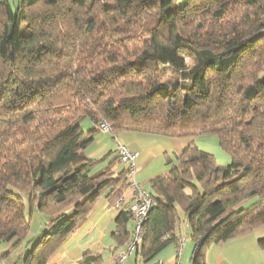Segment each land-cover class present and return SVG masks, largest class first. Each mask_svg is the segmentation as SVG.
Listing matches in <instances>:
<instances>
[{
  "label": "trees",
  "instance_id": "obj_1",
  "mask_svg": "<svg viewBox=\"0 0 264 264\" xmlns=\"http://www.w3.org/2000/svg\"><path fill=\"white\" fill-rule=\"evenodd\" d=\"M171 2H0V242L19 245L33 212L50 220L25 244L23 264H48L98 197L122 199L127 166L114 169L113 157L100 167L106 157L84 152L101 120L113 135L216 137L229 156L218 164L191 143L150 180L139 246L146 262L180 243L181 212L196 245L191 264L264 225V0ZM164 70L181 80L162 81ZM86 119L96 129L84 132ZM131 220L124 206L118 246L130 240ZM258 244L264 249V237ZM98 258L85 253L83 263Z\"/></svg>",
  "mask_w": 264,
  "mask_h": 264
},
{
  "label": "crops",
  "instance_id": "obj_2",
  "mask_svg": "<svg viewBox=\"0 0 264 264\" xmlns=\"http://www.w3.org/2000/svg\"><path fill=\"white\" fill-rule=\"evenodd\" d=\"M82 129L84 132H88L90 129H96V125L86 119L82 122ZM115 140L126 145L131 151L137 152L135 171L131 177L134 182L146 188H149L152 178L168 173L175 163V158L180 157L191 143L201 149L211 151L215 159L217 158L222 163L225 159V154L216 137H169L130 130L119 131L113 135L96 129L84 152L88 157L94 159L106 157L105 162L101 165L104 166L106 163H110L115 155ZM125 166L124 163L123 165L120 163L113 168L119 169ZM133 193L134 188L130 182V186L125 188L122 195V207L111 205L109 197L105 195L98 197L86 219L75 231L67 235L55 252L49 256L48 264H84L85 253L99 255L97 260H93V264H113L119 252L126 245L125 242L118 246L117 239L113 234L116 227L115 217L119 210L129 205ZM32 216L30 223H32ZM33 219H35V226L32 236H36L39 229L41 231L44 227L46 228L50 220L47 216H44L45 221L37 217H33ZM261 226L245 235L211 245L206 252V263L264 264V249L260 248L258 244V239L264 237V229H261ZM131 228L133 225L129 227L130 232ZM181 240L180 254L177 252V246L170 244L153 259L146 262L139 253V247H136L125 264H156L158 260H162L164 264H190L194 241L189 234L186 238L181 235ZM13 248L8 243L0 242V264H23L24 250L13 253Z\"/></svg>",
  "mask_w": 264,
  "mask_h": 264
},
{
  "label": "built area",
  "instance_id": "obj_3",
  "mask_svg": "<svg viewBox=\"0 0 264 264\" xmlns=\"http://www.w3.org/2000/svg\"><path fill=\"white\" fill-rule=\"evenodd\" d=\"M98 129L102 132L109 133V124L105 120H101L97 125ZM115 151L119 155V159L124 163L129 169V180L134 188L133 197L128 205V208L133 214V230L132 235L128 243H126L124 249L119 252L113 264H125L126 260L132 253V251L140 246L141 243V225L146 219L150 209L153 206V199L150 194L149 188L143 187L140 184L132 180L131 175L135 171V159L137 157V152L131 151L126 145L122 144L120 141L115 140ZM122 199L116 202L115 206H119ZM177 246V252L180 254L182 249V240ZM196 245H194V249ZM193 249V252H194ZM192 252V256H193ZM192 258V257H191ZM179 263V262H178ZM156 264H164L162 260L156 261ZM191 264V262H190Z\"/></svg>",
  "mask_w": 264,
  "mask_h": 264
},
{
  "label": "rangeland",
  "instance_id": "obj_4",
  "mask_svg": "<svg viewBox=\"0 0 264 264\" xmlns=\"http://www.w3.org/2000/svg\"><path fill=\"white\" fill-rule=\"evenodd\" d=\"M2 1H7V2H9L10 4H11V6H15L16 4H17V2H18V0H0V2H2ZM185 0H172V2H171V6L172 7H175V6H180L183 2H184ZM136 11H138V10H136ZM136 11H133V12H136ZM144 17H146L147 18V20H146V24L148 25V26H151L152 24H153V19L152 18H150V17H147V16H144ZM24 26V25H23ZM24 31H26V30H24ZM185 62L186 63H190L189 62V60L186 58L185 59ZM160 69V68H159ZM159 69L158 68H155L154 69V73H155V75H159L160 76V71H159ZM158 76V77H159ZM162 81H164V82H169V83H171L172 81H175L176 79H179V80H181V78H180V76L177 74V73H175V72H173V71H171V70H164L163 71V76H162ZM204 150V149H203ZM207 151V150H206ZM208 152H210L211 153V151H208ZM224 154H225V159H224V162L222 163L221 161H219V160H217V158H216V162L218 163V164H225V163H227L228 161H230L229 160V156L225 153V152H223ZM212 154V153H211ZM117 153L115 152V155H114V157H116V158H118L119 156L117 155ZM188 156V153L186 154V155H183V158L184 157H187ZM114 160H115V158H114ZM178 160V157H177V159L175 158V160H174V162H176ZM118 162L119 163H121L120 162V159L118 160ZM122 164V163H121ZM123 165V164H122ZM100 167H102V166H100ZM99 166L97 167V168H100ZM112 168L113 169V167H114V164H112L111 166L109 165V168ZM110 170V169H109ZM115 176H116V173L114 174ZM113 175V176H114ZM127 181V183H128V186L127 187H129L130 186V180H129V178H128V180H126ZM23 197H24V203H25V210H26V208H27V205H28V199H27V197H26V195H23ZM28 212V210L26 211V213ZM33 217H37L38 219H43V221H45L46 219H44V216L43 215H39V214H37L36 212L33 214V216H32V223H30L31 224V228L29 229V232H28V234H27V236L25 237V239L19 244V245H17V246H15L14 248H13V253H18L19 251H21V250H23V249H25V248H27V247H25V244H27L28 243V241L29 240H31V236H32V234H33V231H34V226H35V219H33ZM180 224H179V226H180V234L181 235H184L185 236V238L188 236V234L190 235V230H189V227L187 226V221H186V217L184 216V214L181 212V216H180V222H179ZM132 225H133V221H131L130 222V225H129V227H132ZM132 229V228H131ZM261 229H264V225H262L261 226ZM39 231H40V229H39ZM37 232V234L38 233H40V232ZM32 242H33V240H31L30 242H29V244H28V246L30 247V248H32ZM25 247V248H24ZM28 247V248H29ZM193 248H194V246H193ZM14 254H12V257H14L13 256Z\"/></svg>",
  "mask_w": 264,
  "mask_h": 264
}]
</instances>
